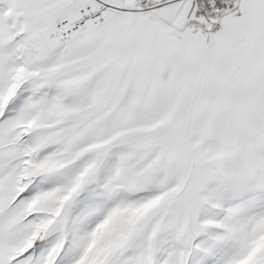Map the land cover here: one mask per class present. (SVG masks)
Wrapping results in <instances>:
<instances>
[{"label": "snow or ice", "instance_id": "6c2138e0", "mask_svg": "<svg viewBox=\"0 0 264 264\" xmlns=\"http://www.w3.org/2000/svg\"><path fill=\"white\" fill-rule=\"evenodd\" d=\"M0 264H264V0H0Z\"/></svg>", "mask_w": 264, "mask_h": 264}]
</instances>
